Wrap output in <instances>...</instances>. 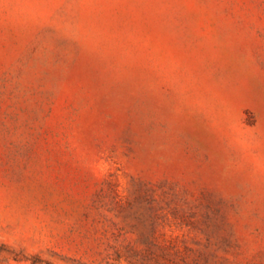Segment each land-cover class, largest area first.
Returning a JSON list of instances; mask_svg holds the SVG:
<instances>
[{"label":"rangeland","instance_id":"374dc122","mask_svg":"<svg viewBox=\"0 0 264 264\" xmlns=\"http://www.w3.org/2000/svg\"><path fill=\"white\" fill-rule=\"evenodd\" d=\"M0 264H264V0H0Z\"/></svg>","mask_w":264,"mask_h":264}]
</instances>
